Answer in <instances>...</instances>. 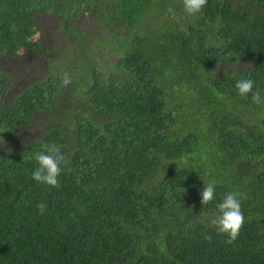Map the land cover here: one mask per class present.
I'll return each instance as SVG.
<instances>
[{
	"label": "trees",
	"instance_id": "obj_1",
	"mask_svg": "<svg viewBox=\"0 0 264 264\" xmlns=\"http://www.w3.org/2000/svg\"><path fill=\"white\" fill-rule=\"evenodd\" d=\"M45 12L66 32L88 16L102 36L86 43L112 45L79 49L67 86L54 60L14 94L0 70V264H264V103L235 87L264 97V0L198 17L182 0H0V57L48 50ZM47 143L68 157L59 187L31 178ZM229 192L245 217L232 243L201 222Z\"/></svg>",
	"mask_w": 264,
	"mask_h": 264
},
{
	"label": "rangeland",
	"instance_id": "obj_2",
	"mask_svg": "<svg viewBox=\"0 0 264 264\" xmlns=\"http://www.w3.org/2000/svg\"><path fill=\"white\" fill-rule=\"evenodd\" d=\"M34 23L41 28V42L49 49H35L17 57H0V70L8 73L13 79L11 94L16 93L22 86L43 79L50 68L49 63L53 60V63L57 64L56 69L60 71L62 65L65 74L71 78H75V76L77 77L81 73L84 68L82 65L85 62V53L80 54L79 49L85 51V45H89L90 47L100 46L101 48L112 45L111 43L105 45L93 42L86 43L85 32L91 41L95 39L98 41V37H101L102 33L99 23L83 14L74 20L76 29L73 32L64 31L52 12L37 14L34 17ZM58 57L60 58L55 60ZM72 67L78 68L75 74L70 71V69L74 71ZM41 126H43L42 123L33 122L26 135L32 137L37 134Z\"/></svg>",
	"mask_w": 264,
	"mask_h": 264
},
{
	"label": "clouds",
	"instance_id": "obj_3",
	"mask_svg": "<svg viewBox=\"0 0 264 264\" xmlns=\"http://www.w3.org/2000/svg\"><path fill=\"white\" fill-rule=\"evenodd\" d=\"M208 0H182L184 12L190 17H198L203 12ZM169 11H172L169 9ZM63 85L71 83V78L65 74ZM238 94L242 98H247L251 94V101L254 104L264 103V97L261 96L259 88L254 90V81L252 79H242L235 84ZM4 141H0L3 146ZM10 151V149H9ZM37 167L31 174V178L39 184L51 187H59V176L63 166L68 163V157L62 152V146L56 143H47L42 146L41 151L35 155ZM173 163V162H172ZM215 187L213 183H204L201 192V204L207 205L214 199ZM240 194L237 192L226 193L222 202L218 203L215 215L201 218V222H207L213 227L217 234L226 235L227 243L235 241L245 223V217L241 210ZM46 204L41 202L37 205L40 215L45 214ZM211 240V235L205 237Z\"/></svg>",
	"mask_w": 264,
	"mask_h": 264
}]
</instances>
